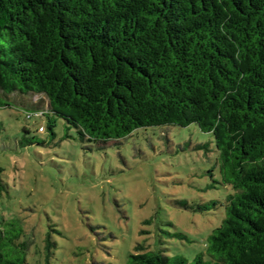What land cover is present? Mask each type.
<instances>
[{
  "label": "trees",
  "instance_id": "1",
  "mask_svg": "<svg viewBox=\"0 0 264 264\" xmlns=\"http://www.w3.org/2000/svg\"><path fill=\"white\" fill-rule=\"evenodd\" d=\"M1 96L39 131L60 118L97 145L147 127L211 133L232 192L205 253L137 244L127 264H264V0H0ZM26 222L0 217V264H52L51 229Z\"/></svg>",
  "mask_w": 264,
  "mask_h": 264
},
{
  "label": "rangeland",
  "instance_id": "2",
  "mask_svg": "<svg viewBox=\"0 0 264 264\" xmlns=\"http://www.w3.org/2000/svg\"><path fill=\"white\" fill-rule=\"evenodd\" d=\"M1 97L0 217L20 214L38 233L51 229L52 264H127L137 244L188 260L205 253L232 192L211 133L196 124L147 127L97 145L60 118L54 134L39 131L46 123L27 120L25 104Z\"/></svg>",
  "mask_w": 264,
  "mask_h": 264
}]
</instances>
